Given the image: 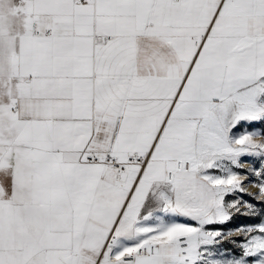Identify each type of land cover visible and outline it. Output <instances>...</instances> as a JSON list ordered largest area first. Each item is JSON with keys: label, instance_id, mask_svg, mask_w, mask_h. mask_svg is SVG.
Returning <instances> with one entry per match:
<instances>
[{"label": "snow or ice", "instance_id": "6c2138e0", "mask_svg": "<svg viewBox=\"0 0 264 264\" xmlns=\"http://www.w3.org/2000/svg\"><path fill=\"white\" fill-rule=\"evenodd\" d=\"M0 264H264V0H0Z\"/></svg>", "mask_w": 264, "mask_h": 264}, {"label": "rangeland", "instance_id": "374dc122", "mask_svg": "<svg viewBox=\"0 0 264 264\" xmlns=\"http://www.w3.org/2000/svg\"><path fill=\"white\" fill-rule=\"evenodd\" d=\"M240 222H247V221H238L237 223H240ZM229 227H235V224H233V225H229Z\"/></svg>", "mask_w": 264, "mask_h": 264}]
</instances>
